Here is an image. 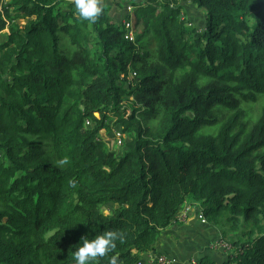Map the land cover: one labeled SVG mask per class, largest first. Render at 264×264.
<instances>
[{
	"label": "trees",
	"instance_id": "trees-1",
	"mask_svg": "<svg viewBox=\"0 0 264 264\" xmlns=\"http://www.w3.org/2000/svg\"><path fill=\"white\" fill-rule=\"evenodd\" d=\"M102 1L90 22L74 0H0V264H75L106 232L123 240L90 264H135L187 200L246 226L220 264H264V0H184L200 31L183 0H122L138 45Z\"/></svg>",
	"mask_w": 264,
	"mask_h": 264
},
{
	"label": "rangeland",
	"instance_id": "rangeland-1",
	"mask_svg": "<svg viewBox=\"0 0 264 264\" xmlns=\"http://www.w3.org/2000/svg\"><path fill=\"white\" fill-rule=\"evenodd\" d=\"M105 8L107 9L108 18L115 25L119 26L121 29L123 28V23L127 21V19L131 18V24L133 27V36L129 37L133 38L130 41H134L137 45L139 42H136V37L140 35L144 41H149V35L147 34V30L145 29L143 24H135V20L132 17V12L128 11V3L120 0L118 2H114V0H103ZM183 6V21L185 22L187 27L197 31H200L204 28L205 25V13L200 8L195 5L181 1ZM18 22L20 24H24V20L19 19ZM8 30L5 29L0 33V42L3 41L5 34H7ZM129 79H126L124 82L127 83ZM122 82V80H121ZM127 105H130V101L126 102ZM113 130V129H112ZM101 130L102 138L107 142L108 148L115 150L117 153L121 152L125 143L128 141L129 137L125 134H122L121 141L124 144H118V140L116 141L111 134ZM117 207L116 205H112L111 203L105 205L102 208L104 215H109L113 212V209ZM202 214V210L200 204L194 201L187 200L178 211L175 216L174 223L172 224L176 230L167 232L168 229L164 230L158 238V243H156L154 250H160L161 244H163V248L169 257H171L175 263L179 262V259L169 254L168 249L170 246H173L180 250H185L187 253L190 252L189 248H193L195 254L193 257H197L199 255H205L206 252L211 254L212 259L217 262V264L222 263L228 257H230L233 249L234 243L244 242V236H242V232L246 230V226L242 222L238 221L237 224H233L228 219L227 215H222L218 218L214 223L206 220V223L209 224L206 227H201L198 222V214ZM241 223V224H240ZM171 242V244H170ZM188 255V254H187ZM196 260V259H195ZM196 263L198 261L196 260Z\"/></svg>",
	"mask_w": 264,
	"mask_h": 264
},
{
	"label": "clouds",
	"instance_id": "clouds-1",
	"mask_svg": "<svg viewBox=\"0 0 264 264\" xmlns=\"http://www.w3.org/2000/svg\"><path fill=\"white\" fill-rule=\"evenodd\" d=\"M75 9L82 20L95 22L102 14L103 9L99 6L98 0H74ZM66 160L60 161L61 164ZM123 237L114 232H106L96 236L94 239H84L82 245L74 252L75 264H90L98 257H104L116 247L117 240ZM117 257H111L110 264H117Z\"/></svg>",
	"mask_w": 264,
	"mask_h": 264
},
{
	"label": "built area",
	"instance_id": "built-area-1",
	"mask_svg": "<svg viewBox=\"0 0 264 264\" xmlns=\"http://www.w3.org/2000/svg\"><path fill=\"white\" fill-rule=\"evenodd\" d=\"M131 10H132L131 7H128V11ZM131 22H132L131 20L124 22V26L127 30L125 37L128 39L129 37L133 36V27ZM132 39L133 38H130L129 40ZM86 122L87 124L89 123L88 121ZM122 134H123L122 131L119 129H115L113 131L112 136L116 141L118 140L117 142L118 144L122 143L121 141ZM203 216H204L203 214L199 213L198 219L201 221V223H206V220ZM190 263L197 264L195 259H190ZM135 264H177V263H175V261L171 257L165 254L157 253L155 251H149L147 253L142 254V257L138 259Z\"/></svg>",
	"mask_w": 264,
	"mask_h": 264
},
{
	"label": "crops",
	"instance_id": "crops-1",
	"mask_svg": "<svg viewBox=\"0 0 264 264\" xmlns=\"http://www.w3.org/2000/svg\"><path fill=\"white\" fill-rule=\"evenodd\" d=\"M198 215H199V214H198ZM198 222H199V225H200L201 227H206V226L209 225V224H207V223H201L200 220H198ZM173 223H174V222H173ZM209 226H210V225H209ZM175 230H176V228L172 225V226L169 228V230H168L167 232L169 233V232H171V231H175ZM170 244H171V242H170ZM162 246H163V244H161V247H160V250H161V251L157 250L156 252H161V253L166 252L165 249H164ZM189 249H190V252L187 253V251H185V250H180V249H177V248H175V247H173V246H170V249H168V252H169V254H172V255L176 256V257L179 259V262H178L177 264H191V263H190V259H196V260L198 261L197 264H199V259H201V257H204V256L209 257L211 260H213V261L215 262V260L212 259L210 253L206 252L205 255H204V254H203V255H199V256H197V257L195 258V257H193L194 254H195L194 249H193L192 247L189 248ZM187 254H188V255H187ZM216 263H217V262H216Z\"/></svg>",
	"mask_w": 264,
	"mask_h": 264
}]
</instances>
